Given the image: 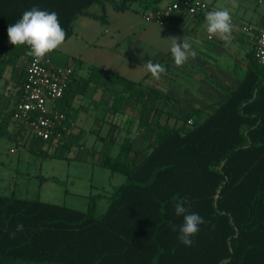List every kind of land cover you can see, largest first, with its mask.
<instances>
[{
    "label": "trees",
    "instance_id": "trees-1",
    "mask_svg": "<svg viewBox=\"0 0 264 264\" xmlns=\"http://www.w3.org/2000/svg\"><path fill=\"white\" fill-rule=\"evenodd\" d=\"M160 1L0 0V50L16 59L33 58L27 45L14 46L7 35V28L33 7L55 11L67 41L79 16L105 24L107 4L125 12L133 5L156 7ZM92 5L101 7L100 16L88 14ZM48 59L55 66L68 65V57L57 51ZM102 75L101 69L90 66L88 77L71 92L74 77L58 102L65 123L71 100L90 84L101 83L117 94L114 112L136 109L137 128L148 141L145 154L136 162L133 141L125 137L113 158L114 138L97 137L100 166L125 177L100 216V195L90 196L86 211L0 195V264H264V67L253 52L239 86L208 115L192 107L185 112L172 108L165 124L158 121L161 108L146 102L147 97L160 100L159 92L113 74L101 82ZM171 118L173 125L168 124ZM52 143L31 139L30 151L68 160L66 154L79 142L74 137L51 155L39 149ZM176 198H187L189 210L205 221L191 246L182 244L178 230L173 231L183 222L174 211ZM18 224L23 230L16 232Z\"/></svg>",
    "mask_w": 264,
    "mask_h": 264
},
{
    "label": "crops",
    "instance_id": "crops-1",
    "mask_svg": "<svg viewBox=\"0 0 264 264\" xmlns=\"http://www.w3.org/2000/svg\"><path fill=\"white\" fill-rule=\"evenodd\" d=\"M174 1L176 0H161L156 7L133 5V10L129 11L138 12L140 17L126 21L124 28H110L107 19V22L103 24L102 31L96 30L92 35H85L80 31L79 35L74 32L73 24L72 37L54 50L67 56V66L71 65L74 68L76 83L71 92L76 90L78 81L88 77L90 66L102 70L101 82H104L109 74H113L131 82H141L144 86L156 88L160 85L177 83V80L179 83L185 78L187 80L182 82L192 85V108L199 109L202 116L208 115L214 106L222 102L229 93L239 86L245 74L254 45L253 37L242 33L241 27L250 26L255 32L264 31V0H235V7H233V0H205L214 10L228 8L231 12L233 31L227 41L208 34L206 23L199 18L173 17L163 25L144 19V14L148 10L163 7ZM88 14L93 15L89 12ZM87 36L92 37L88 38ZM176 36L180 37L181 41L183 37H187L196 52L194 59L189 58L179 67L174 63L170 51L171 41L168 39ZM209 37L211 38L209 39ZM88 50L93 51L91 58H87ZM48 55L45 57L48 58ZM148 60L165 66L166 72L161 74L160 79L153 78L146 71L144 65ZM28 62L26 57L16 59L10 52L0 50V150L9 143L14 146L13 149H9V153L13 154L21 149L26 153L28 151L33 154L30 148L20 145L24 134L11 120V114L25 82ZM116 96V93L104 88L101 83H92L84 94L76 95L68 107L70 118L67 121V126L69 132L75 134L78 142L90 143L89 149L94 151L97 159L95 166L97 167H101L102 160L98 153L100 147L98 136L106 139L114 138L115 143L110 154L113 158L117 156L121 140L125 137H129L133 141L134 156L132 157L136 162L142 159L148 145V141L141 137L137 128L136 109L126 108L122 113H117L111 108ZM139 152H141L140 155ZM66 156L69 158L67 154ZM107 173L109 174L106 175L111 178L118 174L109 171ZM43 179L48 182L50 178ZM19 180L26 181L28 179L18 178L17 181ZM124 181L125 177L123 176V180L117 185H109L107 188L100 185L96 191L92 187L91 191L97 193L89 192L86 197L89 201L90 196L100 195L97 210L98 203L104 201L106 211L109 204L108 198ZM11 194L16 195L15 192Z\"/></svg>",
    "mask_w": 264,
    "mask_h": 264
},
{
    "label": "rangeland",
    "instance_id": "rangeland-1",
    "mask_svg": "<svg viewBox=\"0 0 264 264\" xmlns=\"http://www.w3.org/2000/svg\"><path fill=\"white\" fill-rule=\"evenodd\" d=\"M87 11L96 16L102 14L99 5H92ZM105 13L108 24L113 29L115 27L124 28L126 21L140 17L138 12H116L109 4L105 6ZM103 29L102 23L90 17L79 16L74 23V32L79 35L80 31L85 35H92L94 31ZM87 37L91 38L92 36ZM86 53L87 58H91L93 51L88 50ZM185 80L187 79L183 78L179 83L177 80V83L160 85L156 88L144 86L156 90L163 96L160 100L153 97L146 99V102L157 110L161 108L158 121L162 124L166 123L170 109L179 107L185 112L192 107V85L182 82ZM166 98L172 100H166ZM173 120L169 119L168 124L173 125ZM73 136L75 137L74 133H69L50 145H39V149L48 155L59 152L56 146L68 140H74ZM20 142L21 146L31 148V139L25 134ZM89 146L90 143H76L67 153L69 159L63 160L34 156L28 151L26 153L23 149L14 152V154L9 153V149H13L14 146L7 143L0 150V194L10 195L15 192L20 197L64 204L79 211H85L88 204L87 193H97L95 191L100 185L107 188V186L117 185L123 180L122 175L117 174L111 178L106 175L109 174L106 169L95 166L97 159ZM18 178H27L28 180L17 181ZM42 178L50 179L48 182H42ZM91 188L95 191H91ZM105 207L106 203L100 201L96 214L100 216L105 211Z\"/></svg>",
    "mask_w": 264,
    "mask_h": 264
},
{
    "label": "built area",
    "instance_id": "built-area-1",
    "mask_svg": "<svg viewBox=\"0 0 264 264\" xmlns=\"http://www.w3.org/2000/svg\"><path fill=\"white\" fill-rule=\"evenodd\" d=\"M211 10L214 9L205 0H176L145 13L144 19L163 25L173 17L185 16L199 18L206 23L205 13ZM241 32L253 37L254 59L264 67V31L255 32L252 27L243 26ZM74 74L71 65L55 66L47 57L40 60L33 57L28 62L25 82L11 114V120L26 137L56 142L70 133L65 114L58 109V102L72 85Z\"/></svg>",
    "mask_w": 264,
    "mask_h": 264
},
{
    "label": "clouds",
    "instance_id": "clouds-1",
    "mask_svg": "<svg viewBox=\"0 0 264 264\" xmlns=\"http://www.w3.org/2000/svg\"><path fill=\"white\" fill-rule=\"evenodd\" d=\"M233 0V7H235ZM206 31L208 34L218 36L225 41L230 39L233 31L232 15L228 8L207 11L205 13ZM9 42L14 45H27L30 51L27 53L37 60L59 48L66 39V31L61 27L58 14L55 11L40 10L33 7L23 12L21 18L7 28ZM171 41V54L176 66H182L189 58H195L196 52L187 37H169ZM147 72L155 79H160L166 72L164 65L148 60L144 65ZM187 198H176L174 211L177 216L183 217V222L173 231L179 232L178 240L185 246L193 244L192 237L199 232V226L204 224V219L195 212L189 210ZM23 230V224L16 226V232ZM15 237V232L10 233V238Z\"/></svg>",
    "mask_w": 264,
    "mask_h": 264
}]
</instances>
